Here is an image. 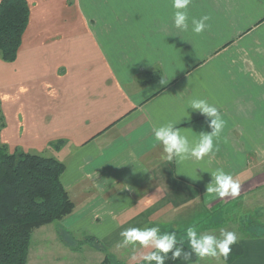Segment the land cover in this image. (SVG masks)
Wrapping results in <instances>:
<instances>
[{
	"label": "crops",
	"instance_id": "1",
	"mask_svg": "<svg viewBox=\"0 0 264 264\" xmlns=\"http://www.w3.org/2000/svg\"><path fill=\"white\" fill-rule=\"evenodd\" d=\"M27 1L17 58L0 57V133L11 151L65 163L75 207L55 232L96 236L136 263L133 251L152 249L118 247L122 230L181 231L189 221L172 215L210 219L223 208L228 221L240 220L243 254L233 262L264 264V217L263 227L251 225L257 231L241 222L264 212V0H192L188 31L174 27L172 0ZM204 15L209 27L192 32L191 19ZM193 98L218 108L224 130L203 159L169 162L155 127L174 121L190 140L210 130L188 109ZM218 168L239 182L238 196L207 191ZM67 250L98 264L105 257L90 244Z\"/></svg>",
	"mask_w": 264,
	"mask_h": 264
},
{
	"label": "trees",
	"instance_id": "2",
	"mask_svg": "<svg viewBox=\"0 0 264 264\" xmlns=\"http://www.w3.org/2000/svg\"><path fill=\"white\" fill-rule=\"evenodd\" d=\"M29 17L27 0L0 1V57L3 60L17 58ZM65 167L55 157L21 148L11 151L8 146L0 145V264H27L34 230L59 222L74 210L75 203L61 179ZM250 223L256 225L252 220ZM181 232H175L177 241L183 240L185 251H191L187 236H181ZM258 235H264V231ZM84 244L105 253L100 264H136L117 258L96 236H87L76 248L80 250ZM230 247L227 259L223 257L228 263L243 254L240 242ZM168 257L165 264H192L199 259L194 253L187 261L174 260L171 253Z\"/></svg>",
	"mask_w": 264,
	"mask_h": 264
},
{
	"label": "clouds",
	"instance_id": "3",
	"mask_svg": "<svg viewBox=\"0 0 264 264\" xmlns=\"http://www.w3.org/2000/svg\"><path fill=\"white\" fill-rule=\"evenodd\" d=\"M192 0H172V8L175 9L172 15L174 27L180 31L189 30L188 9ZM210 17L204 15L199 19H191V31L200 34L209 25ZM199 112L206 118V125L209 131H201L198 139L190 140L183 135L174 121H168L153 129L157 141L163 145V152L166 159L171 162L173 159L180 161L194 158L199 161L206 155L214 152V140L219 138L225 127V120L222 118L218 108L210 104L206 99L193 98L189 102L188 109ZM218 150V149H215ZM211 182L208 184L207 191L215 193L218 197L239 195V182L235 181L232 175L223 169H216L211 172ZM221 238L213 235L198 233L193 227L186 230L187 240L191 251H185L183 240L177 241L175 232H161L160 227H130L121 231L122 240L118 247L133 248L140 247L152 249L148 252L137 254L132 252L131 260L136 264H165L168 254L171 253L172 259L183 258L190 260L194 253L198 257L222 255L227 259L231 245L237 241V235L232 231L221 230Z\"/></svg>",
	"mask_w": 264,
	"mask_h": 264
},
{
	"label": "rangeland",
	"instance_id": "4",
	"mask_svg": "<svg viewBox=\"0 0 264 264\" xmlns=\"http://www.w3.org/2000/svg\"><path fill=\"white\" fill-rule=\"evenodd\" d=\"M1 110V109H0ZM5 124V119L4 116H2V111L0 115V129L1 126ZM0 145H6L8 146L9 144L7 142H3L1 138V133H0ZM9 147V146H8ZM222 197H220L221 199ZM225 200V199H223ZM222 200V201H223ZM205 210H203L204 212ZM171 217H174V220L179 221V225H183L184 222L189 221V226L185 224V227H193L196 231L198 230L199 233L202 235L208 234V235H213L217 237L218 239L221 238V233L220 231L226 230V231H232L236 232L237 229L236 227L239 226V222H234L235 220V215L228 218L226 216V213L224 212L223 208L218 209L217 214H212L210 219H199L198 214L195 213H190V214H174ZM183 217H186L188 220H183ZM264 217V212L257 210L256 212L249 214L248 216H245L242 218L241 222L243 223L244 227H247L245 231H257V229H251L252 223L250 221L252 220L253 222L261 219ZM166 219V218H165ZM190 219V220H189ZM212 219V220H211ZM213 223H215L217 228L213 226ZM236 225V226H235ZM257 225L263 227V224H258ZM56 225L54 223L43 225L39 228H36L34 230L32 239H31V244H30V251H29V259L27 264H98L97 260H92L90 262L86 261L85 255L83 254H73L71 255L70 251L67 250V247H69L73 251H79L76 246L80 244L82 240L85 238H79L76 237V235H73L71 232H68L67 229L63 230H58L56 233L55 228ZM183 228V229H182ZM181 236H186V230L187 228L182 227ZM204 230L203 232H201ZM263 230H259L257 233H262ZM55 233L57 234V238L59 241H62L65 243V246L59 244L57 242V239L55 238ZM65 239L63 240L62 239ZM240 240L237 238V241ZM239 242V241H238ZM83 246V245H82ZM66 247V249L64 248ZM107 248V247H106ZM77 258V259H76ZM76 259V260H75ZM247 257H244L239 263L232 262L233 264H248L249 262L246 261ZM101 263V262H100ZM99 263V264H100ZM229 264L226 262L223 258L222 255H218L216 257L210 256V259L207 257H199V259L192 263V264Z\"/></svg>",
	"mask_w": 264,
	"mask_h": 264
}]
</instances>
